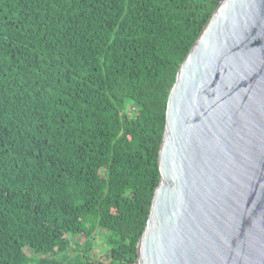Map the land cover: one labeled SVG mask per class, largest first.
<instances>
[{
	"label": "trees",
	"instance_id": "1",
	"mask_svg": "<svg viewBox=\"0 0 264 264\" xmlns=\"http://www.w3.org/2000/svg\"><path fill=\"white\" fill-rule=\"evenodd\" d=\"M219 2L0 0V264H134L168 93Z\"/></svg>",
	"mask_w": 264,
	"mask_h": 264
},
{
	"label": "water",
	"instance_id": "2",
	"mask_svg": "<svg viewBox=\"0 0 264 264\" xmlns=\"http://www.w3.org/2000/svg\"><path fill=\"white\" fill-rule=\"evenodd\" d=\"M134 264H264V0H220L179 65Z\"/></svg>",
	"mask_w": 264,
	"mask_h": 264
},
{
	"label": "rangeland",
	"instance_id": "3",
	"mask_svg": "<svg viewBox=\"0 0 264 264\" xmlns=\"http://www.w3.org/2000/svg\"><path fill=\"white\" fill-rule=\"evenodd\" d=\"M98 243H99V241H98ZM96 245H97V243H96ZM106 245V244H105Z\"/></svg>",
	"mask_w": 264,
	"mask_h": 264
}]
</instances>
